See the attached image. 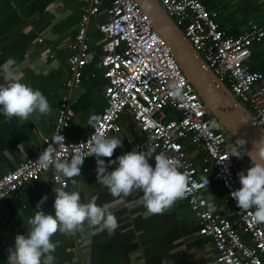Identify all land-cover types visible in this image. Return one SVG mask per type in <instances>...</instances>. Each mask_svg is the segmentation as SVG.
<instances>
[{
	"label": "built area",
	"instance_id": "built-area-1",
	"mask_svg": "<svg viewBox=\"0 0 264 264\" xmlns=\"http://www.w3.org/2000/svg\"><path fill=\"white\" fill-rule=\"evenodd\" d=\"M159 1L215 74L264 125V73L247 64L252 44L264 39V22L250 21L245 31L229 35L218 21L219 10L209 8L202 0ZM101 3L102 0H87L76 36L69 45L71 75L65 83L66 94L53 134L16 168L0 177V204L14 191L39 181L45 173H51L53 181L68 191L73 181L52 166L42 167L37 161L39 155L48 147L54 149V158L58 160L70 159L77 150L86 154L94 134L121 132V118L129 113L147 134L149 145L181 162L188 183L185 196L178 199L189 203L200 222V234L208 237L217 250L214 263L264 264V223L254 220V208L241 209L230 196L241 186L237 159L228 154L231 137L136 0H111L105 10L106 19L98 24L106 39L98 60L107 79L105 108L84 138H68L65 126L73 115L69 98L80 87L84 69L94 56L88 29L91 20L102 13ZM58 133L64 136L63 141L55 140ZM186 139L205 152L203 166L198 167L190 159ZM94 173L96 169L91 170ZM214 182L226 190L235 218L223 213L224 206L208 208L210 197L205 191Z\"/></svg>",
	"mask_w": 264,
	"mask_h": 264
},
{
	"label": "crops",
	"instance_id": "crops-1",
	"mask_svg": "<svg viewBox=\"0 0 264 264\" xmlns=\"http://www.w3.org/2000/svg\"><path fill=\"white\" fill-rule=\"evenodd\" d=\"M202 1L209 8L219 10L218 21L229 35L245 31L250 21L264 22V0ZM86 5L87 0H0V65L13 58L17 79L22 74L23 82L41 90L51 106L50 113H33L28 121L17 116L5 118L0 113V177L16 168L53 134L66 94L65 83L71 75L69 45L76 36ZM109 6L89 25L94 56L84 69L80 87L69 98L73 115L65 131L72 140L84 138L105 108L107 79L98 60L106 39L98 24L106 19L105 10ZM251 50L247 64L264 73V39L254 42ZM4 82L0 76V83ZM167 112L173 113L172 109ZM121 124L122 131L113 135L123 138V147H117L112 157H101L105 161L134 147L153 156L163 151L148 144L147 134L131 114H124ZM185 148L198 167L205 164L202 149L187 139ZM236 159L239 171L251 166L241 156ZM150 163L155 162L150 160ZM114 167L110 165L109 170ZM96 168L95 155L85 159L80 175L65 177L73 181L68 191H79L85 202L96 196L98 205L109 204L118 227L110 234L107 229L101 231L98 226L84 222L70 234L57 232L52 237L58 241L53 253L54 264H215L217 250L208 237L200 234V222L188 202L177 199L163 213H148L138 202L139 193L126 200L112 196L106 186L96 182V173L91 174ZM55 187L61 188L51 173H45L39 181L14 191L0 204V264H7L8 249L14 245L15 236L30 230L29 220L45 195L47 199L40 208L46 213L54 212ZM205 192L212 203L226 208L223 213L235 218L236 213L229 208L227 192L220 183L214 182Z\"/></svg>",
	"mask_w": 264,
	"mask_h": 264
},
{
	"label": "clouds",
	"instance_id": "clouds-1",
	"mask_svg": "<svg viewBox=\"0 0 264 264\" xmlns=\"http://www.w3.org/2000/svg\"><path fill=\"white\" fill-rule=\"evenodd\" d=\"M16 61L9 57L0 65V113L5 118L19 117L28 121L33 113L47 114L51 106L46 96L37 88L17 79ZM62 134L55 136L56 141H63ZM246 141L238 138L228 150L232 156L245 154ZM254 148L259 159H253L251 166L237 173L240 187L231 191L230 196L241 209L254 208V220L264 223V135L254 141ZM117 147H123V138L116 135L94 134L92 146L88 152L77 150L70 159L54 158V149L46 148L38 157V163L48 168L54 167L58 174L73 177L81 174L84 160L88 156L96 158V182L107 187L112 196L126 200L134 193H139L138 202L148 213L159 214L169 209L178 198L185 196L187 176L181 171V162L161 151L153 156L151 152L137 150L126 151L114 159L105 161L101 157H112ZM252 153V152H251ZM251 153H248L251 155ZM252 156V155H251ZM154 160V165L150 163ZM110 165H115L109 170ZM209 182V181H208ZM227 183V182H226ZM54 212L46 213L40 208L47 199L45 195L37 203V211L30 218V230L27 234H17L14 245L8 249L7 264H54L58 241L52 237L57 232L70 234L80 228L84 222L98 226V230L107 229L111 234L118 227L116 215L109 204L98 205L96 196L87 202L81 199L79 191H66L54 188ZM210 210L215 204L208 203Z\"/></svg>",
	"mask_w": 264,
	"mask_h": 264
},
{
	"label": "water",
	"instance_id": "water-1",
	"mask_svg": "<svg viewBox=\"0 0 264 264\" xmlns=\"http://www.w3.org/2000/svg\"><path fill=\"white\" fill-rule=\"evenodd\" d=\"M136 1L150 19L156 32L170 46L182 70L231 137V141L235 142L238 138L246 141L243 146L237 145L245 150V154L241 155L244 161L252 163L253 159H259L256 151H252L253 142L264 135V125L215 74L159 0Z\"/></svg>",
	"mask_w": 264,
	"mask_h": 264
},
{
	"label": "trees",
	"instance_id": "trees-1",
	"mask_svg": "<svg viewBox=\"0 0 264 264\" xmlns=\"http://www.w3.org/2000/svg\"><path fill=\"white\" fill-rule=\"evenodd\" d=\"M110 5V0H103L102 9Z\"/></svg>",
	"mask_w": 264,
	"mask_h": 264
},
{
	"label": "rangeland",
	"instance_id": "rangeland-1",
	"mask_svg": "<svg viewBox=\"0 0 264 264\" xmlns=\"http://www.w3.org/2000/svg\"><path fill=\"white\" fill-rule=\"evenodd\" d=\"M233 143H235V142L233 141Z\"/></svg>",
	"mask_w": 264,
	"mask_h": 264
}]
</instances>
